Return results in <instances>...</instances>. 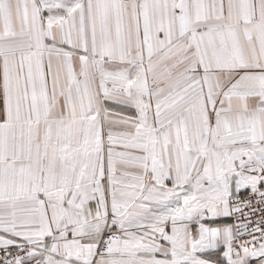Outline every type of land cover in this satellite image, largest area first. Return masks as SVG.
Instances as JSON below:
<instances>
[{"label":"snow or ice","instance_id":"snow-or-ice-1","mask_svg":"<svg viewBox=\"0 0 264 264\" xmlns=\"http://www.w3.org/2000/svg\"><path fill=\"white\" fill-rule=\"evenodd\" d=\"M0 264H264V0H0Z\"/></svg>","mask_w":264,"mask_h":264}]
</instances>
